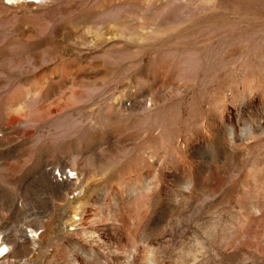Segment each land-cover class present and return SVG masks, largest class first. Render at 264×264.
I'll list each match as a JSON object with an SVG mask.
<instances>
[{"label": "rangeland", "instance_id": "374dc122", "mask_svg": "<svg viewBox=\"0 0 264 264\" xmlns=\"http://www.w3.org/2000/svg\"><path fill=\"white\" fill-rule=\"evenodd\" d=\"M0 253L264 264V0H0Z\"/></svg>", "mask_w": 264, "mask_h": 264}, {"label": "bare ground", "instance_id": "6f19581e", "mask_svg": "<svg viewBox=\"0 0 264 264\" xmlns=\"http://www.w3.org/2000/svg\"><path fill=\"white\" fill-rule=\"evenodd\" d=\"M2 253V252H1ZM1 253H0V255H1Z\"/></svg>", "mask_w": 264, "mask_h": 264}]
</instances>
